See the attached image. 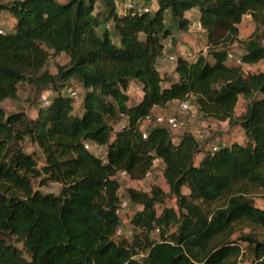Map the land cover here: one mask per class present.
I'll return each instance as SVG.
<instances>
[{
	"label": "trees",
	"instance_id": "obj_1",
	"mask_svg": "<svg viewBox=\"0 0 264 264\" xmlns=\"http://www.w3.org/2000/svg\"><path fill=\"white\" fill-rule=\"evenodd\" d=\"M120 2L0 0V14L14 18L0 28V103L15 99L20 83L52 90L30 117L0 105V264H264V233L232 237L240 223L264 230V208L251 197L264 189V72L228 57L264 59V0H157L152 12ZM191 10L205 49L175 54L173 71L160 73L166 39L174 42L165 14L186 32ZM244 15L253 28L241 39ZM50 51L67 55L55 73L44 69ZM72 81L83 89L76 107L62 92ZM172 100L239 126L244 140L206 147L188 131L174 141L164 125L144 127L143 137L139 120ZM119 115L124 124L114 129ZM24 138L41 151L40 165ZM155 156L168 191L122 186L119 170L140 180ZM35 182L60 188L42 192ZM120 190L136 208L129 237L118 234Z\"/></svg>",
	"mask_w": 264,
	"mask_h": 264
},
{
	"label": "rangeland",
	"instance_id": "obj_2",
	"mask_svg": "<svg viewBox=\"0 0 264 264\" xmlns=\"http://www.w3.org/2000/svg\"><path fill=\"white\" fill-rule=\"evenodd\" d=\"M125 3H133L134 5H145L149 8V12H152L157 6V0H125ZM189 17L190 25L188 27V33H183L178 31L175 26V22L170 15L169 12L165 14V24L171 29L174 43L178 46H181L187 49L184 43L180 42L179 38H189L193 42V48L191 49V54L194 56L196 53L201 50L205 36L199 33V28L197 27L198 20L197 14L194 10H191L186 13ZM14 22V18L9 15L6 10L2 11L0 14V28L2 24L10 25ZM253 28V22L249 15H244L241 22L238 25V33L241 39L246 38ZM201 32V31H200ZM166 55L164 57H160L157 59L158 67L160 69L171 68L173 65L174 59H170L169 56L175 53V49L173 43L170 41V37L166 39ZM237 52L240 53L241 50L236 49ZM189 51H185L188 53ZM49 57L47 63L45 64L44 69H46L49 73H55L56 66L59 64H63L67 61V55L64 52H61L57 55H54L49 52ZM168 63V64H167ZM242 68L244 71H263L264 72V59H261L252 64H242ZM172 76H175L172 73ZM72 87L77 91V97L72 100L73 105L76 107L79 104L80 97H82L83 89L79 83H74L72 81ZM46 90L45 93H48L50 96L52 94L51 89H45L43 87H37L28 83H20L18 86L17 97L15 99H5L0 105L3 107L5 112H11L16 110H24L26 114L30 117L33 116L38 107L41 106L40 102V94ZM137 91V87L134 88V92ZM134 97V95H133ZM246 100L240 97L235 109V114L238 115L242 113L245 109ZM179 101H170L165 109L155 110L154 114H164V115H176L179 121V127L176 129H170L171 137L174 141H177L178 137L182 132L188 131L194 135L197 141L200 144H204L206 147H214L219 143H229L231 141H243L244 135L239 128V126L232 125L230 126L226 121H217L209 118H205L201 116L197 110L196 105L190 101V105L187 109L181 110L179 106ZM124 124V118L122 116H118L117 120L114 122V129L120 128ZM22 146L26 152L32 153L38 165H40L43 161V155L39 148L30 142L27 138H24L22 141ZM89 150H92L99 157L104 156V147L98 146L94 143H89ZM152 184L159 185L163 190L168 191V187L162 175V166L158 165L156 168L151 170L149 176L144 177L140 180H124L122 182V186L124 187H135V188H147L149 189ZM34 186L38 187L42 192H58L60 185L55 182H49L43 186H37V183H34ZM125 189V188H124ZM120 192L121 195H124ZM251 197L253 198V202L256 207L264 208V189L259 188L255 189L251 193ZM166 202L168 204L173 203V199L167 198ZM136 208L129 205L126 212H124L122 217V226L120 227L118 234L130 236L131 226L129 225V218L131 217L133 211ZM255 231L258 235H262L264 233L263 229L251 228L246 224H237L234 227V232L232 237H236L241 232ZM155 235V234H153ZM20 246V245H19Z\"/></svg>",
	"mask_w": 264,
	"mask_h": 264
},
{
	"label": "built area",
	"instance_id": "obj_3",
	"mask_svg": "<svg viewBox=\"0 0 264 264\" xmlns=\"http://www.w3.org/2000/svg\"><path fill=\"white\" fill-rule=\"evenodd\" d=\"M128 7H133L134 10H136L137 12L149 11V8L145 5H134L133 3L132 4L130 3L128 5ZM105 26L108 27V25H105ZM197 27L199 29H201V26L199 23L197 24ZM181 55L184 57H188V58H192L195 56V55L193 56L191 54V52H188V53L184 52V53H181ZM228 57L230 59H233L236 64H241V65L245 64V63H242L241 59L238 56H234L231 53H228ZM169 58L175 60L176 55L172 54L169 56ZM45 92H46V90H43V92L40 94L41 106H45L50 102V96L48 95V93H45ZM62 92L63 93L66 92V94L69 95L70 97H72L73 99L77 97V91L72 86L66 87L65 89H62ZM179 102H180L179 106H180L181 110H185L189 107V101L188 100L179 101ZM145 124H147V125H164L169 130L170 129H176L179 127V121H178V118L176 115H172V114L164 115V114L148 113L145 116H143L139 120V123H138L139 128L142 130V136L143 137L146 136V132L143 130ZM85 147L89 148L88 142L85 143ZM160 163H161L160 158L155 156L151 161V169L146 172L144 177L149 176L151 173V170L156 168L158 165H160ZM117 175L124 180L129 179L127 172L125 170H119ZM120 192L123 193L122 190H120ZM120 192H119L120 199H119L118 206L116 208V213L119 217L122 218L124 212H126L130 203H129V200L127 199V197L125 195H121Z\"/></svg>",
	"mask_w": 264,
	"mask_h": 264
},
{
	"label": "crops",
	"instance_id": "obj_4",
	"mask_svg": "<svg viewBox=\"0 0 264 264\" xmlns=\"http://www.w3.org/2000/svg\"><path fill=\"white\" fill-rule=\"evenodd\" d=\"M58 1H60V2H63V1H65V0H58ZM121 2L119 3V8L121 9V8H126V7H128V5L130 4V3H125V0H120ZM198 22V21H197ZM189 30V29H188ZM188 30L186 31V32H183V33H188ZM200 31H199V33L200 34H202L203 36H204V32H203V30H201V29H199ZM189 34V33H188ZM179 40H180V42H182V43H184L185 44V46L187 47V49L186 48H184V46L183 47H181V46H178L176 43H174V42H171V43H173V46H175L174 47V49H175V53L174 54H181V53H184L185 51H189V52H191V49H189V48H193V42H192V40H190L189 38H184V37H180L179 38ZM201 50H203L204 51V49H205V39H204V43H203V46H202V48H200ZM164 57V56H163ZM168 64V63H167ZM174 66H175V61L173 62V65H172V67L171 68H167V69H164V68H162V69H160L159 67H158V61H157V68H158V70L160 71V73H171L172 71H173V69H174ZM134 88H136V86L133 84V85H131L130 86V89H129V92H130V94H132V95H134L135 96V98L137 99L138 97H139V90H138V88H137V91L136 92H134ZM172 101H177V100H172ZM168 105V104H167ZM167 107V106H166ZM166 107H158V106H154L153 107V110H152V112H154L155 110H158V109H165ZM144 127L146 128V127H148V125L147 124H145L144 125Z\"/></svg>",
	"mask_w": 264,
	"mask_h": 264
}]
</instances>
